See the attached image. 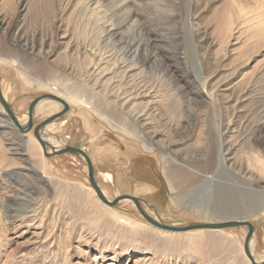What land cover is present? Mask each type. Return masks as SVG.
Returning a JSON list of instances; mask_svg holds the SVG:
<instances>
[{
	"label": "rangeland",
	"instance_id": "rangeland-1",
	"mask_svg": "<svg viewBox=\"0 0 264 264\" xmlns=\"http://www.w3.org/2000/svg\"><path fill=\"white\" fill-rule=\"evenodd\" d=\"M19 1L0 0L3 2L2 13L12 18ZM28 1V13L19 16L15 12L20 19L14 24L18 27L9 39L24 36L31 41L45 42L55 15L50 11L51 14H45V0ZM78 1L75 0L72 7ZM138 1L139 6L135 8L137 18L144 30L151 31L154 42L151 61L143 66V80L158 86L162 90L161 95L168 89L173 94H182L180 104L176 101L167 105L162 103L159 111L164 114V119L175 124L173 134L166 133L164 139L171 148V154L176 158L179 156L183 164V161L216 158L218 148L214 132L218 125L228 121L234 110L239 112V124L246 126L242 134H250L256 125L262 126L263 121H259V117L264 113V101L254 106L245 97L235 109L227 108L226 98L235 91L231 98L235 100L239 91L253 78L264 87V78L260 79L259 73L264 68V50L253 54V61L247 64L248 58L243 59L236 54L239 51L237 45H230L231 48L223 45L225 38L221 31L224 19H228V12L235 4H241L252 15L264 14V0H196V3H202V7L193 22L190 9L196 5L194 0ZM73 18L68 14L63 19L72 33ZM132 34L127 36L133 37ZM59 38L51 49L55 52L51 62L62 67L67 62H61L60 55L64 53L68 40ZM3 41L0 33V50ZM211 42L205 66L201 54ZM112 47H103L102 53H113ZM49 51L47 48L46 52ZM82 67L77 64L79 73H82ZM201 74L211 87L220 88V97L215 104L206 99L209 89L198 88L196 80ZM0 75L3 94L21 123L28 120L30 105L35 99L46 94L56 95L50 89H40L25 81L21 66L0 63ZM112 76L109 74L103 82ZM58 80L70 87L77 86V91L88 99L93 97V90L98 92L106 88L98 89L94 86L95 81L83 76ZM91 100L121 116L119 109L107 105L104 94L94 95ZM69 105V111L61 116L62 104L55 101L45 103L36 116L35 126L52 116H59L47 127L49 133L45 131L48 142L61 146L64 141L68 146L85 150L93 162L97 183L110 201L122 196L137 197L150 216L177 227L249 220L255 227L251 249L257 262H264V213L259 217L252 216L249 210L253 208L252 214L260 210L255 207L259 198L264 199V174L257 171L249 173L252 177L229 174L227 178L205 184L201 190L187 187L183 189L182 197L187 205H181L176 202L166 180L165 163L159 151H147L141 141L128 137L90 110ZM4 114L6 112L0 103V264H252L244 250L248 228L173 234L149 224L133 201L122 200L116 207H109L92 188L84 159L71 154L45 156L33 131L21 135L10 126ZM113 119L118 121L120 117ZM162 128L168 131L166 127ZM162 128L158 129L164 131ZM244 137L239 139L244 144L243 149L234 158L236 167L246 170L248 161ZM259 137V143L264 147V132ZM28 142L37 146L35 157L26 153ZM47 152L52 153L51 148ZM219 185L225 191L212 193ZM250 197L254 198L252 202ZM188 199L191 202L188 203ZM233 203L236 211L230 208ZM204 204L224 210L214 217H202L199 207ZM214 235L218 238L211 237Z\"/></svg>",
	"mask_w": 264,
	"mask_h": 264
},
{
	"label": "bare ground",
	"instance_id": "bare-ground-1",
	"mask_svg": "<svg viewBox=\"0 0 264 264\" xmlns=\"http://www.w3.org/2000/svg\"><path fill=\"white\" fill-rule=\"evenodd\" d=\"M27 1L28 0H21L18 2L15 12H18L19 16L29 12L30 8ZM57 1L58 0H45V14L49 11L52 12L53 15H55V20L51 24V33L45 35V42L42 40L39 43L37 41H31L24 36H15L12 40L9 39V36H12L15 31L14 29L18 27V25L14 26V24L18 22V19L20 18L15 15V12L12 18H9L2 13L1 8L3 2L0 3V33L4 38L3 48L0 50V63L21 66L23 78L28 83L35 85L40 89H50L68 105L72 104L90 110L96 116L101 117L105 122L113 126L115 129L122 131L128 137L141 141L147 151L151 153L159 151L162 154L165 163L166 180L173 191L176 202L181 205H187L182 198L183 189H186L187 187H193L194 190H201L205 184L215 183L218 178H227L229 177V174L234 176L243 174L245 177H249L251 171H257L260 174H264V147L259 143V136L264 132V113H261L259 117V121H263L261 123L262 126L256 125L251 131H249L250 134L248 133L245 135L242 134V131L245 130L246 126L242 124L240 125V122L237 120V115L239 114L238 110L231 111L232 113L230 114L228 121L218 125L219 127L217 126V129L214 132V139L216 140L215 143L218 148V156L216 158L208 157L207 159H200L194 162L183 161V164L180 162L182 160L178 159L179 156L176 158L171 154V148L168 147L169 144L167 145L165 143L166 140L164 139L166 133H171L174 130L175 124H172L173 121L171 122L166 118L164 119L162 116L164 114L161 112V115L159 111L162 103L169 104L172 101H176L180 104L179 102H181L182 94H173L172 90L168 89V92L161 95L162 90L158 86H155L154 84L149 85L143 80L142 75L145 71V67L143 66L151 61L153 56V49L151 48L154 42L151 37V31L144 30L137 18L135 8L139 6L138 0H79L73 7L72 4L75 0H66L62 3H58L61 1ZM194 1L196 5L193 9H190L192 22L194 21V17L197 18L200 15V7H202V3L199 4L198 2L196 3V0ZM68 14L74 17L72 20L74 33L69 31V25L66 26L63 21ZM61 32H63V36L60 37ZM131 33H134V35L132 34L133 37L130 35L127 36V34ZM221 34L223 38H225L222 41L223 45L227 47L229 46V48L237 45L239 51L236 52V54L243 59L248 58L246 62L249 64L253 61V54L258 53L260 49L264 50V14L258 12L252 15L250 11L246 10L241 4H235L228 12V19H224ZM244 34H246V37ZM59 37L62 40H68L64 53L60 55V61L67 62V64L63 62L65 65L62 67L55 66V62H51V58L54 57L55 54L51 49H53V46L58 43L56 39ZM204 38H206V34L204 35ZM60 44H62V42H60ZM115 45H117V47L113 48ZM211 45L212 42L201 54V59L205 66L207 65L206 61L209 57V49ZM107 46H113L111 49H114V52L109 54L102 53V48ZM47 48L50 49L49 52H46ZM225 54L228 55L229 53ZM36 58L39 60L35 61ZM33 64L35 66H31ZM77 64L78 66L79 64L83 66V69H81L83 70L82 73H79V70H77ZM263 72L264 68L259 72L261 76L260 79L264 78ZM109 74H112L113 76L103 82ZM77 76H83L88 80L95 81L94 86H97L98 89H104L106 86L104 91L100 90L101 92H94L96 91L95 89L92 91L93 94L91 95L94 97V95L97 94H104L106 100H108L107 105H113L119 109L121 111V116L116 113L113 114L111 111H107L108 109L99 102L96 103V100L92 101L91 99L93 97L88 99L81 95L80 92L77 91L78 89H76L77 86L70 87L66 83L59 82V80L56 81L57 78H61L65 81L66 78L69 79V77ZM199 76L200 77H197L198 79L196 80L198 88L202 87L204 89H209L206 99L209 102H212V104H215L220 97V88L211 87L210 82L207 79L202 78V74ZM242 81L244 83V80ZM258 83L259 82H256L255 78L248 81L241 91H239V96L236 97L235 100L231 99L235 92L232 91L231 96L226 98V102L228 100V103L225 102L227 108L233 107L237 109V103L245 97L248 98L250 101L249 103L254 106L263 102L264 87ZM261 87L262 89L260 90ZM110 97L113 98V100H111ZM53 101L54 100L51 99L41 101L35 108L34 120L36 119L37 114L42 111L44 104ZM234 101L236 103L235 105ZM4 115L8 119L10 126H13L15 130L19 131L14 122L8 117L7 113ZM117 117H120V120L118 119V121H116L113 119H116ZM28 120L25 123H21L20 120L19 122L25 126ZM47 127H45L41 133V136L46 142H48V139L45 137ZM162 127H166V130L168 131L165 132V128ZM158 128H162L164 131ZM47 132L49 133V131ZM242 136H245L244 139L246 140V148H244L248 161V168L246 170L236 167L237 164L235 163L234 158L235 155L243 149L244 144L242 141H239ZM60 141L62 142V140ZM173 142H175V140ZM52 146L56 150H61L68 145L63 141L61 146L56 143L52 144ZM37 150V146L33 142H28L26 145V153L29 157H35L37 155ZM81 158L84 159L83 157ZM237 172L239 174H237ZM221 190L223 191L224 187L219 185L212 193L216 194ZM249 199V201L252 202L254 198L250 197ZM189 202H191V199H188V203ZM231 205L230 208L233 207L232 211H236L237 207H234V203ZM255 208H259V212L252 214L253 208H249L251 215H257L258 217L261 216V214L264 213V199L259 198ZM199 209L202 217H214L218 212L224 210V208L220 209L217 206L216 208H211V206L209 207L207 204L202 205ZM211 237L218 238L215 235ZM254 238L255 233L251 240L250 249L252 248ZM225 242H227V240H225ZM251 253L254 256L252 249Z\"/></svg>",
	"mask_w": 264,
	"mask_h": 264
},
{
	"label": "water",
	"instance_id": "water-1",
	"mask_svg": "<svg viewBox=\"0 0 264 264\" xmlns=\"http://www.w3.org/2000/svg\"><path fill=\"white\" fill-rule=\"evenodd\" d=\"M45 99L54 100L56 102L61 103L64 106L63 112L61 114H59L61 116H63L65 113H67L70 109V106L62 98H60L56 95H53V94L43 95V96L35 99L32 102L30 109H29V120L26 123V125L23 126L19 122V119L17 118V116L15 115V112H14L11 104H9L8 101L5 99V97L2 93L1 87H0V103L4 107L8 117L14 122L15 126L18 128V130L20 131L21 134L25 135V134H28L31 131H33L35 138L39 141V143L41 144V146L45 152V156L50 157V156H57V155H61V154L70 153L72 155H75L78 157H83L85 159L86 164L88 166L89 182H90L92 188L96 191L99 199H101L104 204H106L110 207H116L119 204V202H121L122 200L133 201L135 203V205L137 206L138 210L140 211V213L142 214V216L144 217V219L148 223H150L152 226H154L158 229L168 231V232H173V233H185V232H189V231H193V230L219 231V230H224V229H229V228H241V227L244 228V227H246V228H248V234H247L246 239H245V254L249 258V260L251 261L252 264H264V262L257 263V261L255 260L254 256L251 253L250 244H251L252 237L255 233V227L249 220H227V221H223V222L199 223V224H190V225L183 226V227H177V226L167 225V224L153 218L152 216H150L145 211V209L143 208L142 201L137 197L122 196V197L115 199L114 201L108 200L106 198V196L104 195L103 191L101 190L100 186L97 183L93 163H92L89 155L84 150H82L80 148L72 147V146H66L65 148H63L61 150H56L50 143L46 142L43 139V137L41 136V133L45 129V127H47L51 122H53L54 120H56L59 117L56 115L52 116L48 120L39 124L38 126H35V120H34L35 108L41 101H43ZM48 148H51L52 153L49 154L47 152Z\"/></svg>",
	"mask_w": 264,
	"mask_h": 264
},
{
	"label": "crops",
	"instance_id": "crops-1",
	"mask_svg": "<svg viewBox=\"0 0 264 264\" xmlns=\"http://www.w3.org/2000/svg\"><path fill=\"white\" fill-rule=\"evenodd\" d=\"M86 120H87V119H85V121H86ZM85 121H84V122H85ZM88 121H89V119H88ZM85 125H86V124H85ZM84 151H85V150H84ZM85 152H86V151H85ZM49 165L52 167V164L49 163ZM52 168H53V167H52Z\"/></svg>",
	"mask_w": 264,
	"mask_h": 264
}]
</instances>
